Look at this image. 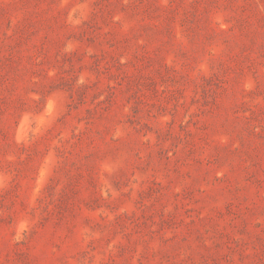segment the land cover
Here are the masks:
<instances>
[{"label":"rangeland","instance_id":"374dc122","mask_svg":"<svg viewBox=\"0 0 264 264\" xmlns=\"http://www.w3.org/2000/svg\"><path fill=\"white\" fill-rule=\"evenodd\" d=\"M0 264H264V0H0Z\"/></svg>","mask_w":264,"mask_h":264}]
</instances>
